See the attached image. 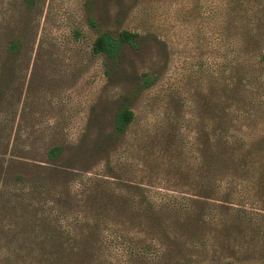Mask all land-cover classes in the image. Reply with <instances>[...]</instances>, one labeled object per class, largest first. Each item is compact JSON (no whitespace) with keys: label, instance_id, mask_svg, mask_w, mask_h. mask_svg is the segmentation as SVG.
<instances>
[{"label":"trees","instance_id":"16d2710c","mask_svg":"<svg viewBox=\"0 0 264 264\" xmlns=\"http://www.w3.org/2000/svg\"><path fill=\"white\" fill-rule=\"evenodd\" d=\"M44 2L0 0V264H264V0L231 1L240 56L196 116L187 122L182 104L177 132L145 129L130 142V104L151 72L112 113L91 109L75 136L13 134L4 109L22 93ZM85 11L98 33L91 53L111 78L145 36L100 31Z\"/></svg>","mask_w":264,"mask_h":264},{"label":"rangeland","instance_id":"374dc122","mask_svg":"<svg viewBox=\"0 0 264 264\" xmlns=\"http://www.w3.org/2000/svg\"><path fill=\"white\" fill-rule=\"evenodd\" d=\"M231 1L45 0L30 59L23 66L27 76L22 93L14 108L7 103L4 109L13 134L24 140L26 129L35 127L47 128L59 141L70 132L75 136L91 109L112 113L118 108L121 94L142 72H151L154 82L132 99L136 121L127 140L145 129L177 132L181 105L186 121L192 120L215 82L228 76L226 65L240 56V38L231 29L239 13H232ZM88 3L100 31L129 30L145 36L139 52L124 49L120 69L111 78L104 73V58L91 53L98 33L86 22ZM187 125L184 132L191 142L193 127ZM161 156L159 162L168 165L171 158Z\"/></svg>","mask_w":264,"mask_h":264}]
</instances>
